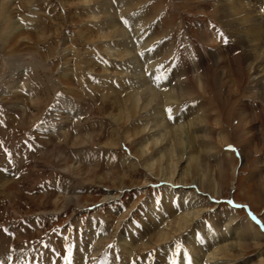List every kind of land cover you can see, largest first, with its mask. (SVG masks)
Masks as SVG:
<instances>
[{
    "label": "rangeland",
    "instance_id": "obj_1",
    "mask_svg": "<svg viewBox=\"0 0 264 264\" xmlns=\"http://www.w3.org/2000/svg\"><path fill=\"white\" fill-rule=\"evenodd\" d=\"M219 2L0 0V264H202L191 235L229 237V216L262 235L221 240L220 261L264 264V96L245 77L257 49L248 58ZM255 5L262 21L246 29L264 53ZM173 78L219 92L212 154L186 132L158 133L157 113L173 123L157 100ZM194 96L175 114L203 89ZM181 212L192 218L175 230Z\"/></svg>",
    "mask_w": 264,
    "mask_h": 264
},
{
    "label": "bare ground",
    "instance_id": "obj_2",
    "mask_svg": "<svg viewBox=\"0 0 264 264\" xmlns=\"http://www.w3.org/2000/svg\"><path fill=\"white\" fill-rule=\"evenodd\" d=\"M219 1H221V2H219L220 7H219L218 11L219 10L222 11V13L220 11L218 12V14H220L219 18L223 14V22L226 21L224 23L225 26L230 27L229 30H230L231 34H233V37L236 38L237 42H240V44H244V40L248 41V49L252 53L251 55H249L247 52L248 58H250L251 56H254L253 54L255 53V51L257 49V56L258 57L254 58V61L252 62V64L250 65V67L247 69V71L245 73V77L248 79V81L252 85H256L260 91V94L262 93V96H264V53H261L259 51V48L257 45V43H259V42L251 43L252 41H255V40L257 41V39L253 35H250L249 30L246 29V23L249 20H251L253 22H258V20L262 21L263 16H261V13L258 11L259 9L255 10L257 8L255 3H263L264 0H254L256 2H254L253 5H251V2H248L247 0H219ZM263 10H264V8L262 9V11ZM251 14H255V15L252 16ZM234 48H235V46H234ZM232 62H233V58H232ZM238 68L241 70L239 75L242 77L243 72H242V67H241L240 62H239ZM154 78L151 79V77H150V80H154ZM179 79L173 78V80H176L175 83L173 84V85H175L174 87L176 88V90H173V89L170 91L165 90L163 99L157 98V100L159 101L160 104L162 101V105L167 107V110L171 109V117H172L171 120H173V123L167 122V121L164 122L162 119H160V114L157 113L158 114V117L156 120L157 124H159L160 122H163V124H166L164 126L165 128L160 130L158 133H161L163 136H167V134L173 135V136L177 135V136H179L178 139L181 141V140H183V137H184L183 133L186 132L187 137L191 138L192 136H195L197 138V140H199L201 147L203 149V150L200 149L201 151L212 154L214 150L219 149L218 148L219 146L217 147V145H212V142H213L212 138H214V133H215V130L217 129V128L213 129L212 123L214 121L219 126L222 123L221 119H220L221 116H219L221 114H220V112H218V108L221 107V104L218 102V100H219L218 97H220V94H219V92H216L214 90H213L214 92L211 91V92H209L210 94H208L207 86H204L206 83L205 80H203L201 82L199 81V84L197 85L196 89H193V88L189 87V80L190 79H185V80L183 79L184 81H186L184 83L182 80H179ZM156 80H158L157 77H156L155 81ZM177 83H180L179 86H177ZM214 84L217 88H220V87L222 88V86H223V83H221V80L219 77L215 78ZM208 86H211V84ZM202 89L204 91V98L198 104L191 106L186 111L184 110L183 114L180 113L181 115L175 114V110H176L175 104H179L181 102V100L186 101V99L194 98L195 97L194 95L196 93L199 94L200 90H202ZM133 92H135V90L134 91L132 90L131 94ZM151 92L152 91L150 90V93ZM169 92H171V95ZM262 96H261V98H262ZM150 97H152V96L150 95ZM135 99H136V97H135ZM136 100H138V99H136ZM263 100H264V98H263ZM259 103L260 102H258V104H257L258 105L257 111L261 117V119L259 121L260 127H261L262 131L264 132V102L261 104H259ZM136 105H137V103H136ZM158 107H160V106H158ZM214 108H216L215 113H214ZM239 112L241 113V115L243 114V112H241V111H239ZM182 118H185L184 120H186V122L183 120L184 122L181 123ZM242 121H244V117L243 116H241V118L238 117L239 125H241L243 123ZM157 124H153L154 127L157 126ZM238 128H240V126L236 127L237 130H239ZM161 131H163V132H161ZM237 132H241V131H237ZM244 133H247V132L245 131ZM248 134H249V132H248ZM248 134H245V136H247ZM142 148H143L142 150L144 152L146 147L143 146ZM167 149H168V151H170L169 148H167ZM184 150L185 149L182 146L181 151H180L182 156H178L177 162L182 161L184 154H185ZM215 152H217V151H215ZM217 154H220V153H217ZM189 158H187V159H189ZM176 169L177 168H175V170ZM173 173H175V172H173ZM188 173L189 172L187 170L186 174H188ZM165 174H167V173H165ZM173 177H174V174H171L170 177L168 176V178L170 180H172ZM214 181H215V185L218 184L216 179ZM216 190L218 191V189H216ZM176 193H177V190L174 192V195ZM72 198H74V197H72ZM72 200L74 202L76 200V198H74ZM184 201L185 200H183V203H182L183 205H184ZM188 205H189V203H188ZM191 206H193V205H191ZM189 214H190V212L179 213L180 218L178 220L176 218L177 221L175 223H180V224L175 228V230L179 227H182V225H181L182 222L187 223L190 221V219L192 218V215L189 216ZM232 220H233V217L229 216V220L224 222L225 231L228 230L227 233L234 229V231H232V234L229 235V237L226 234H225L226 236L223 234L221 235V237L222 238L224 237L225 239H221L220 235H215L214 232L210 231L211 233L207 237L206 243H205V241H202V244L203 243L204 244H203V246H201L202 244L198 243L200 241V238L198 237V235H194V236L191 235L192 241H190V243L193 245L194 249L196 250V251H193V252H195V255H194V256H196L195 258L198 260L201 257H203L204 258L203 260L206 261V262L202 261L203 262L202 264H224L223 261H220L219 256H220L221 251L223 249H225V248L230 249L229 247H231V246H228L229 243L222 244L221 240H227V239L229 240L232 238V240L233 239H236V240L243 239L245 242L246 240H248L250 238L257 239L260 235H262L261 233H259V231H258L256 225L253 223V221L244 220V222L241 225H238L236 223V226L235 225L233 226L231 224ZM234 221H235V219H234ZM166 225H168V224H166ZM171 226H172V228L174 227V225H171ZM229 229H231V230L229 231ZM168 231H169V229L167 227L162 226L160 231H159V234H160V236H166L164 234H166V232H168ZM124 243H125V241L121 244H124ZM78 245H79V243H78ZM144 247H145V245H144ZM201 247H207L208 249L205 250ZM123 248H126V247L124 246ZM88 256H89V259H91L89 254H88ZM168 264H170V263H168ZM179 264H191V261L188 259L187 255L185 254V255L181 256V262Z\"/></svg>",
    "mask_w": 264,
    "mask_h": 264
},
{
    "label": "snow or ice",
    "instance_id": "obj_3",
    "mask_svg": "<svg viewBox=\"0 0 264 264\" xmlns=\"http://www.w3.org/2000/svg\"><path fill=\"white\" fill-rule=\"evenodd\" d=\"M219 35H221V37H223V33H220ZM168 112H169V118L171 119L172 117H171V109H168L167 110ZM253 219L255 220V217H253Z\"/></svg>",
    "mask_w": 264,
    "mask_h": 264
}]
</instances>
